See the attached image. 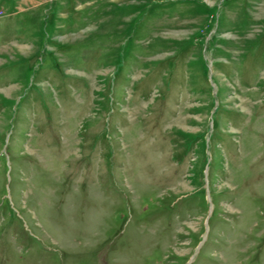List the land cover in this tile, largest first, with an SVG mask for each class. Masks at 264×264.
Instances as JSON below:
<instances>
[{
  "label": "rangeland",
  "instance_id": "rangeland-1",
  "mask_svg": "<svg viewBox=\"0 0 264 264\" xmlns=\"http://www.w3.org/2000/svg\"><path fill=\"white\" fill-rule=\"evenodd\" d=\"M0 264H264V0H0Z\"/></svg>",
  "mask_w": 264,
  "mask_h": 264
},
{
  "label": "bare ground",
  "instance_id": "bare-ground-1",
  "mask_svg": "<svg viewBox=\"0 0 264 264\" xmlns=\"http://www.w3.org/2000/svg\"><path fill=\"white\" fill-rule=\"evenodd\" d=\"M52 110V109H51Z\"/></svg>",
  "mask_w": 264,
  "mask_h": 264
}]
</instances>
